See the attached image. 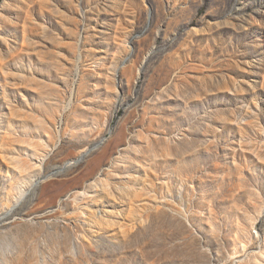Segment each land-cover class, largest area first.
Here are the masks:
<instances>
[{"label":"rangeland","instance_id":"374dc122","mask_svg":"<svg viewBox=\"0 0 264 264\" xmlns=\"http://www.w3.org/2000/svg\"><path fill=\"white\" fill-rule=\"evenodd\" d=\"M0 264H264V0H0Z\"/></svg>","mask_w":264,"mask_h":264}]
</instances>
